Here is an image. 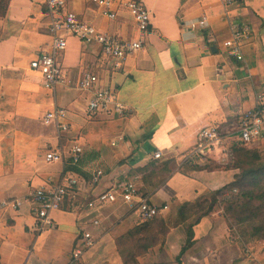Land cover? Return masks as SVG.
<instances>
[{"label":"crops","instance_id":"crops-1","mask_svg":"<svg viewBox=\"0 0 264 264\" xmlns=\"http://www.w3.org/2000/svg\"><path fill=\"white\" fill-rule=\"evenodd\" d=\"M137 1L150 13L142 49L115 71L98 45L67 37L59 56L64 82L49 91L41 75L29 68L51 40L44 0H0V202L20 203L16 209L0 210V264H67L80 231L94 228L68 203L51 213V226L36 228L27 196L53 187L64 176L78 180L80 198L86 199L113 183L134 182L136 171H143L139 183L149 201L167 210L172 206L175 213L182 203L233 180L236 170L205 168L232 158L227 143L237 142L234 134L242 114L257 105L264 108V0H231L230 5L222 0ZM66 8L102 32L124 39L137 34L121 7H116L114 20L104 17L90 0H66ZM231 25L244 30L242 60L222 46L230 38ZM86 72L95 74L99 85L114 89L127 113L89 117L91 92L77 88ZM53 108L65 110L67 131L43 122ZM207 126L219 129L227 148H214L203 157L193 152L199 131ZM73 145L82 149L77 164L70 162ZM59 150L62 162L45 161L47 152ZM155 152L161 157L154 158ZM96 171L102 176L93 185ZM115 206L124 208L126 219L114 214V223L107 224L105 212ZM101 209L100 226L90 231L96 244L78 264H122L113 233L118 222L122 225L130 218L132 224L131 217H137L119 202ZM192 232L193 244L180 264L264 262V253L240 248L220 212L202 217ZM49 243L44 255L42 248ZM167 245L173 259L148 264H178L180 248L168 239Z\"/></svg>","mask_w":264,"mask_h":264},{"label":"built area","instance_id":"built-area-1","mask_svg":"<svg viewBox=\"0 0 264 264\" xmlns=\"http://www.w3.org/2000/svg\"><path fill=\"white\" fill-rule=\"evenodd\" d=\"M100 8V13L109 20L116 18V7L123 8L130 15L136 36L124 39L115 34L100 31L93 24L84 21L72 11L66 8V0H44L48 21V34L50 43L48 48L43 49L29 62V68L38 72L42 78V85L46 90L53 91L64 82V75L59 63V56L66 48L67 37H72L83 44H96L103 60L109 62L113 70H119L126 58L142 49L143 39L150 26V13L144 5L137 0H90ZM224 4L230 5L231 0H222ZM203 25L204 21H200ZM244 30L238 26L231 25L230 38L222 42L225 49H229L236 60H242L241 39ZM99 79L95 74L84 73L77 82V88L83 92H91L87 102V115L94 117L99 113L116 114L123 116L127 113L124 106L118 101L114 89L103 87L98 84ZM66 112L62 108H53L46 112L43 122H53L56 128L67 131L68 127L63 123ZM236 141L242 145L255 144L264 141V108L260 105L245 111L237 128ZM226 138L215 126L202 128L198 133L196 149L193 153L206 157L207 152L222 147L225 149ZM70 162L77 164L80 160L82 149L73 145L70 150ZM159 152L154 153V158H160ZM48 163L62 162L63 155L59 151H50L45 154ZM102 176L101 171L92 174L91 184L96 185ZM79 182L71 176L62 177L60 183L49 188L35 189L27 196L30 212L35 220V226L40 231L52 225L51 213L59 210L64 204H69L73 210L82 211V214L101 211L106 206L121 203L129 211H132L137 219L142 222L152 220L167 210V206L156 205L149 201L147 196H142L139 189L132 182L113 183L105 190L94 194L90 199L80 201ZM20 203L16 200L0 202V210L11 207L16 209ZM99 216L89 220L92 227L100 226ZM76 246L71 252L67 264H78L82 254L96 244V237L88 230H82L76 240Z\"/></svg>","mask_w":264,"mask_h":264},{"label":"trees","instance_id":"trees-1","mask_svg":"<svg viewBox=\"0 0 264 264\" xmlns=\"http://www.w3.org/2000/svg\"><path fill=\"white\" fill-rule=\"evenodd\" d=\"M247 146L248 144H236L232 148L231 160L233 161L226 168L237 172L230 183L215 191L204 193L193 202H184L177 208L175 219L177 223H184L191 218H195L188 225L185 243L176 256L178 264H180V257L193 244V226L198 224L202 217L214 212L221 213L229 231L234 229L239 234L236 242L240 248L243 249L248 246L250 241L264 242V160L257 149ZM216 169H218L217 166L205 168V170ZM151 173L153 178L155 172L151 171ZM150 179L151 177L145 180ZM160 182L161 180L157 181L158 184ZM139 193L142 196H146V191L142 188H139ZM88 199L90 197L86 199L80 198V201L83 202ZM143 233L144 235L147 234L146 236L150 233L146 224L138 225L130 230L129 236L133 239L138 236L139 238L134 242V247H141L142 251L146 252L156 244V237L154 234L150 235L148 237L152 238L149 239V243L142 244L141 241L147 239V237L142 235ZM140 234L142 235L141 237ZM140 242L141 246H139ZM159 244L161 245L162 242Z\"/></svg>","mask_w":264,"mask_h":264},{"label":"rangeland","instance_id":"rangeland-1","mask_svg":"<svg viewBox=\"0 0 264 264\" xmlns=\"http://www.w3.org/2000/svg\"><path fill=\"white\" fill-rule=\"evenodd\" d=\"M227 144L229 147L231 146L230 147L231 149L235 144L240 145V143H237V142H232V143L229 142ZM247 147L257 149L261 153V156L264 160V141H260V142H257L255 144H252V145L248 144ZM226 148H227V145L225 146V149ZM221 149H222V147L216 148V150H221ZM232 161L233 160L230 159L229 161H221V162L216 161V162H210L209 164L211 165V167L217 166L218 169L220 170L222 168H226V167L230 166ZM136 174L139 177L136 179V181H134V182L131 181V182L139 189V188H141V184L139 183V181L140 182L142 181V177L144 176V173H143V171H136ZM157 181L158 180H156V182ZM77 212L82 214V211H77ZM130 213H132V212H130ZM114 214L118 215L119 218L123 220V219H126V217H123V216L128 214V213L124 210V208L122 206H120V207L115 206L112 208H108L105 212V215L107 217L106 222H108L107 224H113L114 223L115 220L114 219L112 220V217H111ZM82 215H84V218H87V219H91L94 216H99V217L101 216L100 218H102L103 210L98 211V212L93 211V212H89L88 214H82ZM175 219H176V213L174 212V209H172V206H169L167 211L161 213L158 217H155L149 221L142 222L139 219L132 216L131 217L132 224L130 223V218H129V221H127L126 223H123L122 225L120 222H118L119 227L114 230L113 236L115 237L116 253H117L118 257H120L122 264H138L140 262L142 264V263H144L143 262L144 260H146L145 262H147V264H148V263L159 262L160 260L164 261L166 259L167 260L173 259L172 258L173 255L169 254V251H168L167 239L170 240V242L173 245H175V243H176L178 248L183 247L185 240H186L185 238H186V233H187L186 232L187 227L191 222L194 221L195 218H191L184 223H177ZM161 222H163V223L160 224ZM142 224L143 225L146 224V226H148V228L150 230V233L148 236L154 234V236L156 237V244L154 246L150 247L146 252H143L141 247H138V248L134 247V242L137 238H139L138 236H136L134 239L130 238V236H129L130 230H132L133 228L137 227L138 225H142ZM87 225H90V224H87ZM86 229H89L93 233L95 227L94 228H86ZM228 231H229V229H228ZM169 232H172L170 234L171 238L170 237L167 238ZM229 232H230L231 237H235L236 240L239 238L238 237L239 234L236 232V230L233 229ZM142 235H144V233ZM142 235L140 234V237ZM146 235L147 234H145L144 236L147 237V239L141 241L142 244L149 243V239L152 238V237H148ZM141 242L139 243V246L142 245ZM160 242H162L161 245L159 244ZM50 246H51V243L45 245L42 248V250L44 251V255H47V251L49 250ZM248 246H250L252 248V250L253 249L258 250L257 252H259L260 254L264 253V248L262 247V246H264L263 241H261V242L255 241V240L250 241L248 243ZM166 248H167V250H166ZM257 248H259V249H257ZM157 254H159L158 255L159 257H156Z\"/></svg>","mask_w":264,"mask_h":264}]
</instances>
